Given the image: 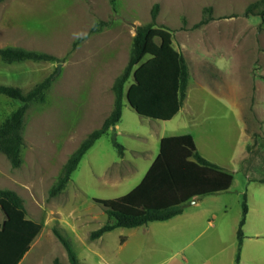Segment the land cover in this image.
Listing matches in <instances>:
<instances>
[{
    "label": "rangeland",
    "instance_id": "rangeland-1",
    "mask_svg": "<svg viewBox=\"0 0 264 264\" xmlns=\"http://www.w3.org/2000/svg\"><path fill=\"white\" fill-rule=\"evenodd\" d=\"M258 1L0 0V48L56 57L13 63L0 57V84L28 92L53 77L46 101L26 111L20 166L12 167L0 151V188L15 190L28 217L43 226L20 264H54L56 258L69 263L55 228L69 239L81 264H101L102 256L132 262L137 255L143 257L140 264H155L162 252L120 249L129 229H115L102 239L90 234L107 221L97 200L119 198L137 187L159 154L161 138L171 135L191 134L204 157L233 175L224 193L226 217L239 223L247 194L244 233L264 230V18L245 14ZM155 3L157 25L171 30L173 46L189 65L182 111L168 121L139 115L126 99L131 76L116 129L96 141L65 188L50 196L71 155L111 113L113 84L128 64L136 27L151 22ZM203 18L211 20L196 27ZM21 104L0 95V125ZM113 138L124 145L123 156ZM4 219L0 209V222Z\"/></svg>",
    "mask_w": 264,
    "mask_h": 264
},
{
    "label": "trees",
    "instance_id": "trees-1",
    "mask_svg": "<svg viewBox=\"0 0 264 264\" xmlns=\"http://www.w3.org/2000/svg\"><path fill=\"white\" fill-rule=\"evenodd\" d=\"M159 9L160 5L155 3L151 10V22L136 27L128 64L113 84L115 100L111 113L102 126L92 131L71 155L51 188L50 196L57 195L65 188L88 150L112 127L117 126L123 113L125 84L131 76L133 83L126 91V99L139 115L168 121L180 112L187 97L190 69L184 55L173 46L171 30L157 25ZM211 9L208 7L206 11ZM245 14L264 18V0L249 5ZM210 20L203 18L195 26L207 24ZM0 57L6 63L56 60L49 53L21 47L0 48ZM52 82L53 77L49 76L28 92L17 86L0 84V95L22 103L0 125V151L14 168L19 167L22 161L26 111L30 104L46 101V91ZM112 143L120 156H123L124 145L115 138ZM233 181L231 173L199 152L191 134L163 137L157 158L137 187L119 198L97 200L104 207L107 221L93 230L90 238L98 239L118 228H135L152 221L171 219L181 214L186 203L195 198L198 200L229 191ZM260 182L264 183V179ZM0 209L5 215L4 221L0 222V264H20L43 226L28 217L24 199L13 189L0 188ZM248 212L247 194H244L237 230L236 264H242L241 250ZM54 233L66 249L68 264H80L69 239L56 228ZM54 264L63 263L56 258Z\"/></svg>",
    "mask_w": 264,
    "mask_h": 264
},
{
    "label": "crops",
    "instance_id": "crops-1",
    "mask_svg": "<svg viewBox=\"0 0 264 264\" xmlns=\"http://www.w3.org/2000/svg\"><path fill=\"white\" fill-rule=\"evenodd\" d=\"M241 154L238 158L239 162L244 152ZM212 162L225 168L218 161ZM227 195L223 193L205 196L198 199L196 204L186 206L181 214L171 219L152 221L135 228H125L129 229L130 233L123 236L120 249L138 250L140 254L144 248L143 253L153 254L152 256L162 252L163 255L155 261V264H236L239 223H236L235 217L232 219L226 217L229 207ZM133 244L136 245L131 249L130 245ZM142 258L137 255L132 262H121L118 256L115 260H107L105 256H102L100 263L140 264ZM241 263L264 264V230L254 228L253 232L245 233Z\"/></svg>",
    "mask_w": 264,
    "mask_h": 264
},
{
    "label": "water",
    "instance_id": "water-1",
    "mask_svg": "<svg viewBox=\"0 0 264 264\" xmlns=\"http://www.w3.org/2000/svg\"><path fill=\"white\" fill-rule=\"evenodd\" d=\"M128 102H129V101H128ZM129 104H130V102H129ZM130 106H131V104H130ZM112 128H113V130L116 129V127H112ZM196 203H197V199L195 198V199L189 201L188 203H186V206L189 207V206H192V205H194V204H196Z\"/></svg>",
    "mask_w": 264,
    "mask_h": 264
}]
</instances>
